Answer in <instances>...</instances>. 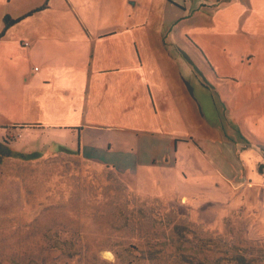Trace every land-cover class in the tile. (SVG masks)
<instances>
[{
	"label": "rangeland",
	"instance_id": "obj_1",
	"mask_svg": "<svg viewBox=\"0 0 264 264\" xmlns=\"http://www.w3.org/2000/svg\"><path fill=\"white\" fill-rule=\"evenodd\" d=\"M143 1L141 8L148 7L144 13L153 10L150 21L178 23L164 25L160 32L165 42L172 43L174 37L181 46L184 57L179 53L174 58L180 68L188 63L194 71L211 65L222 69L219 58L227 57L222 51L228 48V55L244 62L243 68L248 56H253L251 67L264 73V8H252V0H237L241 5L234 1L237 12H225L231 6L225 8L216 0H177L183 6L171 7V12L164 2L161 12L149 9V0ZM6 16L18 21L5 32ZM230 19L234 20L231 28ZM75 20L64 0H0V264H226L223 252L233 244L243 249L242 259L264 264V205L259 206L257 222L249 204L260 188L255 192L248 184L256 178L264 182L258 167L241 175L226 174L230 181L234 179L235 191L206 189L214 177L200 171L206 166L198 159L179 163V171L187 172L180 178L155 169L138 180L116 171L128 164L137 169L128 151L130 134L99 126L103 135L88 122L75 124L74 72L62 63L73 56L53 49L42 55V44L49 36L79 34L62 29L64 21ZM48 24L52 26L45 28ZM25 43L30 46L24 48ZM45 46L49 47L48 40ZM200 51L203 55H198ZM52 54L51 68L44 69V60ZM35 67L41 71H34ZM236 79L239 84L251 82L247 74ZM198 80L203 78H196L195 83ZM209 80L212 85L234 84L228 77L210 76ZM114 95L116 102L123 101L119 93ZM196 116L192 133L203 136V117ZM17 123L44 125L26 127L18 135L9 131ZM159 130L166 132L165 127ZM7 136L10 141L2 143ZM132 136L143 141V137ZM167 136L155 147L162 149ZM78 138L83 142V154L90 141L99 143L98 149L88 151L90 160L78 156ZM107 138L115 149L100 154L108 146ZM171 141L173 152L178 145L180 160H185L182 150L187 145ZM239 176L242 185L237 182ZM230 181L222 185H231ZM261 192L264 198V190ZM220 199L244 202L222 205ZM222 209L231 214L220 221ZM256 229L262 236L247 237ZM193 256H197L194 262L185 263Z\"/></svg>",
	"mask_w": 264,
	"mask_h": 264
},
{
	"label": "crops",
	"instance_id": "obj_2",
	"mask_svg": "<svg viewBox=\"0 0 264 264\" xmlns=\"http://www.w3.org/2000/svg\"><path fill=\"white\" fill-rule=\"evenodd\" d=\"M64 1L67 8L74 13L76 20L64 21L62 29H74L79 34L73 37L49 36L44 40L43 46L41 45L42 55L47 56L49 49H53L55 53L73 56V59L66 58L62 63L65 69L74 72L72 86L77 94L74 105L75 124L82 126L88 122L90 126L96 127L95 131H103V135L104 130L99 126L130 134L128 151L137 169L132 170L128 164V167L121 166L116 171L136 176L138 180L149 176L155 169L162 174L168 171L180 178L186 171L183 173L179 171V163L198 159L206 166L200 171L212 173L208 176L214 177V181L205 186L206 189L229 188L234 191L235 181L234 179L230 181L226 175L229 172L241 175L242 171L248 173L251 167H258V171L264 174V84H261L264 83L262 79L264 73L251 67L250 60L254 58L253 56H248L247 67L243 68L244 62L239 63L233 55H228L227 48L222 51L227 57L219 58L222 69L215 70L211 65L194 71L188 63L187 66L180 68L174 58L179 53L183 55L179 50L181 46L178 47V41L174 37L171 38L172 43L165 42L160 32L164 25L177 26L178 23L155 24L154 20L150 21L148 16L153 10L148 14L144 13L148 7L141 8L146 3L143 0ZM216 1V4L224 5L225 8L231 6L230 10L225 9V12H237L236 7H233L234 1V4L241 5L240 2L236 3L237 0ZM255 1L252 0V8L254 5L264 8V0ZM147 2L152 5L149 9L155 7L161 12L164 10L161 2L169 6L168 12H171V7L179 9L183 6L177 0H174L176 4L173 0ZM60 7L64 6L60 4ZM228 22L230 28L234 27L231 24L234 20ZM51 26L48 24L45 28ZM46 40L49 42L48 48L45 46ZM225 43L232 44L228 40H225ZM25 44L24 48L30 46L28 43ZM198 55L203 54L200 51ZM51 56L54 55H49L44 60V69L51 68L49 60ZM185 60L188 61L190 58ZM34 71L41 70L35 67ZM242 74L250 77L249 84H239L236 78ZM210 76L221 79L228 77L234 84L212 85ZM196 78L203 80L195 83ZM68 83H71V79ZM114 93H119L123 99L121 103L115 101ZM196 115L203 117L201 123H205L203 136L196 137L192 133L196 130V124H192L195 123ZM111 120L113 124H109ZM159 127H165L166 132L160 131ZM79 130L80 137L82 128ZM132 134L143 137V141ZM165 134L168 136L162 149L155 147L156 142H163L162 136ZM171 140L187 145L182 150L185 160H180L178 145H175L177 152H173ZM107 142L108 146L101 148L100 154L115 149L110 138H107ZM82 143L80 138L78 156L84 155L90 160L88 151L93 152L96 146L98 149L99 143L90 141L85 154L82 152ZM159 159L162 160L161 163ZM91 160L98 161L95 158ZM240 177L242 176H239L237 182L242 185L244 183L240 181ZM256 179L257 181L252 180V184L248 185L253 186L255 192L260 188L249 201L252 206L250 214L254 215L258 222L259 206L264 205V200L261 199L264 182ZM226 180L230 181L231 185L223 186ZM218 201L220 204L224 202L228 205L233 202L235 204L244 202L242 199ZM263 208L261 207L264 211ZM230 214L231 212L227 213V209L220 210V221L225 220ZM257 236H262L259 229L247 234V237L251 238Z\"/></svg>",
	"mask_w": 264,
	"mask_h": 264
},
{
	"label": "trees",
	"instance_id": "obj_3",
	"mask_svg": "<svg viewBox=\"0 0 264 264\" xmlns=\"http://www.w3.org/2000/svg\"><path fill=\"white\" fill-rule=\"evenodd\" d=\"M17 21H18L17 19H11L9 16H6L5 19H4V22H5L4 31L5 32L8 31L10 29V27H12V25H14ZM1 36H3V34ZM26 127L32 128V129L43 128V126H41V125H33V126H31V125L13 124L12 127L9 129V131L12 132L13 130H15L17 132V134L20 135V133H21L20 130H22V129L26 128ZM3 129H6V127H4ZM7 140H9L8 136L3 138V142L2 143L7 144L8 143ZM233 245L227 246L226 250L223 252L224 256L226 257L225 258L226 264H251L252 261L242 259V255L241 254L243 252V249L237 247L235 244H233ZM183 256H185V255H183ZM193 259H197V256H193V258H191V260L189 258H186L185 259V261H186L185 263H189V261L194 262Z\"/></svg>",
	"mask_w": 264,
	"mask_h": 264
},
{
	"label": "built area",
	"instance_id": "obj_4",
	"mask_svg": "<svg viewBox=\"0 0 264 264\" xmlns=\"http://www.w3.org/2000/svg\"><path fill=\"white\" fill-rule=\"evenodd\" d=\"M25 46H27V44H25Z\"/></svg>",
	"mask_w": 264,
	"mask_h": 264
}]
</instances>
